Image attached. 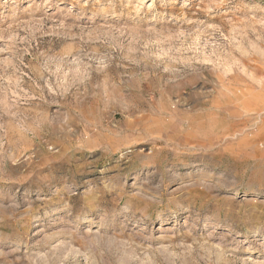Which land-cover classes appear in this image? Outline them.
<instances>
[{"label": "rangeland", "instance_id": "374dc122", "mask_svg": "<svg viewBox=\"0 0 264 264\" xmlns=\"http://www.w3.org/2000/svg\"><path fill=\"white\" fill-rule=\"evenodd\" d=\"M0 264H264V0H0Z\"/></svg>", "mask_w": 264, "mask_h": 264}]
</instances>
